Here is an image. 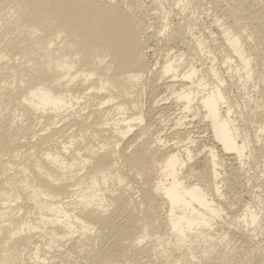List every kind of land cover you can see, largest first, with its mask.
Segmentation results:
<instances>
[{"label": "bare ground", "instance_id": "bare-ground-1", "mask_svg": "<svg viewBox=\"0 0 264 264\" xmlns=\"http://www.w3.org/2000/svg\"><path fill=\"white\" fill-rule=\"evenodd\" d=\"M249 1L224 9L210 0L226 11L216 43L195 35L190 11L172 18L164 0H0V264H26L32 245L33 264L53 247L73 254L70 264H251L255 256L264 264L262 238L249 241L264 230V193L258 208L250 202L234 216L243 228L230 232L241 243L215 227L232 209L222 199L221 165L264 156L262 98L239 112L251 126L260 122L254 135L236 124L237 94L249 93L253 79L264 89V22ZM171 42L185 50L150 63L149 52ZM158 86L167 90L159 99ZM163 100L181 114V137L189 116L207 121L213 145L196 178L185 175L193 147L169 150L150 122ZM155 233L158 243H145Z\"/></svg>", "mask_w": 264, "mask_h": 264}, {"label": "rangeland", "instance_id": "rangeland-1", "mask_svg": "<svg viewBox=\"0 0 264 264\" xmlns=\"http://www.w3.org/2000/svg\"><path fill=\"white\" fill-rule=\"evenodd\" d=\"M143 1L146 2V4H148V5L151 2V0H143ZM202 1H204V2H202ZM164 2H166V3H164V5H162L164 8L162 6L161 7L163 8L164 11L169 10L170 11V16L172 18H177L178 19L179 18V14L180 15L181 14L183 15V13H185L187 15L188 12L190 11L188 15H190V17H192L191 19L193 21H195V27H196L195 35H199V36H202V37L204 35V37L206 36L205 39H207L208 41H210L212 39L219 38L215 42L216 43H219L218 42L219 40L221 42V39H222L223 35L221 34V27L218 24L219 22L217 21V19L219 20V15H220V21H225L226 14L224 16V13H226V11H224V10L223 11H221V10L219 11L218 8L216 9L210 3V0H198V3L195 1V5H194L195 8H194L193 5H191V3L190 4L189 3H185L184 6L181 5V3L178 5L177 0H167V1L164 0ZM217 2L220 5L219 8L226 9V6H227V8H229L230 6L234 5L235 0H217ZM250 2L253 4V7H252V5H251ZM199 3H200V6L201 7L200 6L198 7V4ZM248 6H250V7H248ZM248 6H247V8H250L248 11L249 12H251V11L253 12L254 10H256V13H260V17H261L258 21H263L264 22V0H253V1L250 0L249 3H248ZM152 7H153V5L152 6H149V10H151ZM165 8H166V10H165ZM180 9H181V11H180ZM150 12L153 13L154 11L151 10ZM173 14H174V16H173ZM223 18H225V19H223ZM250 21L251 22L253 21V22L251 23ZM255 21L257 22V20L255 18H253L252 16L247 19V23L249 22L248 23L249 26L247 27L248 29L246 31V36H247V40L249 39V41H251L252 43L255 42V40L254 39H251L252 37L249 38V35L248 34H249L250 30H251V27L250 26H253V23L255 25V23H256ZM158 22L160 23V21H158ZM192 37L190 36V38H192ZM174 43L175 42H171L169 45H166V46L163 45V43H162L161 45L158 46L159 48H157V49L155 48V45L152 46V49H156V50L155 51L154 50H151L149 52V54H148V59H149L150 63L151 62L153 63L154 60L155 61H161V62H163L164 61L163 58H165L164 55H167V53H169V52H171V54L173 56L178 55L181 51L183 52L184 45L181 44L182 45L181 46L180 43L178 44L176 42L178 45H176V43L175 44ZM170 48H172V50L169 51L168 49H170ZM184 50H185V48H184ZM220 59L221 58H218V62L221 61ZM261 60L264 61V59H262V58L260 59V62H261V65H262V63H264V62L261 61ZM221 64L222 63L218 64V66L220 67V70L222 72H225V69H223L225 66L223 64L222 65ZM224 74L227 75V72H225ZM252 81H253V84H254V79L253 80H250L249 83H248V86H247V89L246 90H247V92L249 91V93L252 94L253 96L250 95L249 93L246 94V91H245V94L243 93V95H242V94H240L238 92L239 90L236 87L232 88V90H233L234 93H236V92L239 93V94L236 93L238 95L237 103L239 104L238 105V107H239L238 109L239 110L237 109L238 111L236 110V113L237 112L239 113L241 111V109H242V112H244L243 115H245L246 113H248L249 110H250L249 107H251V104L252 105L255 104V102L253 101L254 100L253 98H255V101L256 102H258L260 100V98H262L260 101H264V99H263L264 98V89H263V91H261V89H260V88H262L261 87L262 85L259 88H255L252 85V83H251ZM159 87H161V88H159ZM157 89H159V91H156L157 92L156 93V96H157L158 99L161 98L162 96H165V94H167V92H166L167 90L166 89H163L162 86H158ZM241 95H242V98H241ZM150 97L151 96H149V95L142 97L141 100L145 104V107L146 106L147 107L150 106V104L152 103ZM257 97H258V99H256ZM249 98H252V100L251 101H248ZM163 101H161L159 103L160 105L158 104V106H156L157 108H154V111L151 112V116H152L151 119H153V121L150 120V122H153L154 123V121L156 120V122L154 123V125H155L154 128H155V130H158L159 132L156 131L155 133L156 134H160L161 133L162 138L165 139L166 142H167V148L169 150L170 149H176V150H182L183 151L184 150V144L186 145V143L188 144V146L191 145V147H193V150L195 151L194 152V158L189 163V166L192 165V167L190 168L187 165V167L185 168V175L187 174V176H189V177L196 178L194 175L197 174V173H200V171H201V169L203 167L204 155H205L206 151L208 150V148L210 146L213 145V141L211 140V137H210L211 134H210L209 130L207 129L208 125L206 126L207 121L206 120H202L199 117L198 118H192V116H189V118H187V121H186L187 124L185 123V125H187V126L184 125V128H182L183 129V132H184V135H183L184 137L183 136L181 137L180 134H175L174 133L175 132V128H176V126L174 125V122L176 121V118H178L179 116H181V114L179 113V110L176 109V106L174 104H170L171 103L170 100H168V101L163 100ZM239 115H240V113H239ZM239 115H238V120H237L238 122L236 124L239 127H241L243 131L246 130L244 132H248L249 134L250 133L251 134L253 133L252 135H254V132L257 131L256 129H258V126L260 125V122L259 123L257 122L259 124L258 126H256L257 124H256V122H254L253 125H255L257 127L256 128L255 126H251L252 125V121L246 120L245 118H241V115L240 116ZM242 117H244V116H242ZM159 118H161V119H159ZM166 118H167V120L165 121ZM157 119H159V120H157ZM246 127H247V129H245ZM250 127H251V129H254L255 131L254 130H251ZM159 128H160V130H159ZM162 129H164V130H162ZM135 131H136V128H135ZM250 131H252V132H250ZM39 133H41V132L39 131ZM181 139L184 142H179V140L181 141ZM22 140L23 141H26V138H23ZM177 148H179V149H177ZM248 154H249V152H248ZM254 157L251 158L252 159V161H251V160H248L250 158V156H249L247 158V160L243 162L242 165L241 164L240 165L237 164L238 163V160H236V162H235L234 159H233L234 161L232 159H229L230 161L227 159L221 165L222 167H220L221 168L220 169V172H221L220 179L222 180L220 184L222 186L221 189L223 191L222 199H223L224 202H226L228 204L227 205L228 207H232V209H233V210L232 209L229 210V208H228V210H227L228 211V214L227 215L224 214V216L226 217V218L224 217V219L225 220L227 219L226 220V222H227L226 226L227 225L229 226V227L227 226L229 228V230H228L227 227L224 228L225 227L224 226L225 223L223 224V222H225V220L223 218H218V222H216L215 227L218 228L220 234L221 233L225 234L226 231L230 232V230L232 232L235 231V233H236V231L238 232L239 229L243 228V226H240L243 222L241 223V220L239 221L238 219L237 220L234 219V216L237 215V214H240L241 211H243V209L245 210L247 208V206L249 207V205H250L249 203L250 202L252 203L251 206L252 205L256 206L257 204H259L258 203V201H259L258 199L261 198V196H263L261 194L264 193V187H261V185L264 182V173H263L264 172V162H263L264 161V158H263L264 156L263 155H258L259 158H257L256 156H254ZM253 159H254V161H253ZM255 159L257 160V162H256ZM261 159H262V161H261ZM229 165H233V167H239V171H238L239 173H238V176H236L237 178L235 177L236 179L233 176L231 177V175L229 176V174H228L229 168H230ZM20 166L22 167V165H20ZM189 168H190V170H188ZM153 177H155V176H152L151 179H150V181L153 179ZM228 178H230V179H228ZM138 181H140V180L138 179ZM261 181H263V182L261 183ZM133 184H134V187L132 188L133 190L131 189V192H133V194L135 193L134 194L135 197H138L140 195V192L138 193V191L140 190L141 185H139L138 182L137 181H134V180H133ZM138 186H139V188H138ZM252 198H253V200H252ZM256 200H258V201H256ZM229 203H230V206H229ZM255 203H257V204L255 205ZM247 204H249V205H247ZM13 205L15 206V205H17V203H13ZM254 206H252V209L258 208L259 205H257L255 208H253ZM229 215H231L233 219L232 218L229 219V217H227ZM263 217L264 216H262V218ZM230 220H232V222H230ZM219 221L221 222L220 223V227L221 228L218 227L219 225H217V224H219ZM237 222H238L239 227H237L238 226L237 225ZM235 225H237V226H235ZM231 227L233 228V230H232ZM222 228H223V230H221ZM224 229L225 230L227 229V230L225 231ZM220 230H221V232H220ZM258 230H259V232H258ZM232 232H230V233H232ZM253 232H254L253 238H249V241H252V243L255 242L257 244L258 241H259V238L260 239L262 238L258 244L264 245V235H262V234H264L263 233L264 230L257 229V230H254ZM256 232H258V233L256 234ZM261 232H262V234H261ZM78 233H76L75 236L79 235ZM36 235H37L36 236L37 239L39 238V240H40V241L37 240L38 241V245L40 247L45 246V239L43 237H39L40 236V233L39 232H36ZM89 235H93L92 237H90V239L92 241L94 239L95 232H90ZM155 235H158V234L155 233L153 236H155ZM238 235H233V233H232V234H230V236H227V238L230 239V237H232L233 238V241L239 244V243H241L242 239L239 238L240 237V234H238ZM153 236H152V238H153ZM156 238L157 237L155 236L153 238V240L150 239L152 241L148 240L150 242L149 243L148 242H145V243H147V244H151V242L158 243ZM254 239H256L258 241L256 242V240H254ZM68 243L69 242L64 241L63 244H61V245H64V246H62L64 248V250H67L68 245H69ZM262 245H260V246L262 247L261 248L263 250L262 251L263 252L262 255L264 256V246H262ZM33 246L34 245L31 246L30 250H28V255H26V259H25L26 260L25 262H27L26 264H33L32 263L33 260L30 259V255L32 253V250L31 249L33 248ZM58 250H59V248L53 247L50 250V252H48L46 254L44 252H41V254L43 255V257H47V259L44 261V264H70L71 262H73V260L76 261V259L73 257V254H71L69 251H65L64 256H62V255H60V253H59ZM257 257L255 256L256 259H253V261L255 260L256 262L255 263L253 262L251 264H262L260 262V260H259V257L260 256L258 258ZM144 260H146V259H144ZM125 262H127V260H125ZM125 262H123V263H125ZM40 264H42V262H40ZM127 264H128V262H127Z\"/></svg>", "mask_w": 264, "mask_h": 264}]
</instances>
